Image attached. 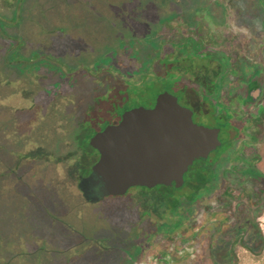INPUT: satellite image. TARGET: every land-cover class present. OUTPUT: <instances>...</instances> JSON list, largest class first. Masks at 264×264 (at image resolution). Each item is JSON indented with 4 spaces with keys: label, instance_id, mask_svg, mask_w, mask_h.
<instances>
[{
    "label": "rangeland",
    "instance_id": "1",
    "mask_svg": "<svg viewBox=\"0 0 264 264\" xmlns=\"http://www.w3.org/2000/svg\"><path fill=\"white\" fill-rule=\"evenodd\" d=\"M11 3L8 0L4 4L14 7ZM206 3L207 0H25L21 19L16 23L14 12L0 11V49H5L1 34L6 32L30 49L42 45L43 40L56 41L60 61L72 65L69 47L76 39L92 37L93 49H111L118 43L113 31L126 34L129 22L133 23L132 34L141 39L148 37L153 22L161 23L174 8L189 7L196 12ZM219 3L215 8L210 5L214 11L209 14L218 17L216 8L230 14L219 22H234L245 29L242 38L247 36L245 23L264 28V0ZM235 11L243 16L237 18ZM74 12L78 14V28L72 20ZM119 13L129 14L130 21ZM55 25L65 31L60 37L41 33L42 27L53 30ZM73 29L77 32L73 33ZM103 34L105 38H100ZM137 48L138 55L148 54L143 44ZM2 57L0 52V64H4ZM6 76L15 77L3 66L0 80ZM46 80L32 89L34 96L24 127L16 124L20 114L3 106V97L8 93L6 87H0V264H264V244L259 248L255 245L252 229L237 235L234 225L247 218L244 213L251 212L248 216L256 217L264 240V195L258 193L263 185L254 175L256 170L264 176V131L253 132V117L239 118L237 124L242 132L238 140L230 148L213 153L210 162L197 161L182 189L134 188L122 197L86 203L78 183L91 166L87 143L98 125L89 128L78 110L81 104L92 105L98 94H92L89 84L81 81L76 83L80 86L72 88L67 77L50 75ZM54 83L58 86H52ZM29 165L36 169L37 176L28 174L23 185L27 188L19 187L23 190L15 192L18 186L6 175V168L18 167L27 173L32 171ZM31 191L38 204L32 202L36 199ZM235 213L239 218L230 220L231 226L229 222L224 226L226 235L217 233L219 222H226ZM212 235L214 240L217 238L215 247H222L221 238L229 239V257L222 255V249L211 248ZM216 251H220L218 262Z\"/></svg>",
    "mask_w": 264,
    "mask_h": 264
},
{
    "label": "flooded vegetation",
    "instance_id": "2",
    "mask_svg": "<svg viewBox=\"0 0 264 264\" xmlns=\"http://www.w3.org/2000/svg\"><path fill=\"white\" fill-rule=\"evenodd\" d=\"M207 1L206 6L197 7L196 12L189 7L174 8L161 23L153 22L148 37L141 39L132 34L134 28L133 23L129 22V14L119 13L118 16L129 22L126 24L128 32L113 31L118 43L111 49H93L90 47L94 42L92 37L84 41L74 40L69 47L72 65L60 61L59 50L54 46L56 41L43 40L42 45L30 49L24 41L11 37L8 32L1 34L6 46L4 51L0 49L4 63L0 64V72L4 66L6 72L15 75L14 78L6 76L0 80V87H6L8 93L3 97L2 104L6 109L20 114L21 119L17 121V115L16 124L22 123L24 127L28 123L26 116L30 109L29 102L34 96L32 89L41 81H47L50 75H58L62 79L67 77L72 88L80 86L76 84L78 81L87 83L90 92L98 94L92 105L81 104L78 110L80 115L85 116L83 122L88 123L89 128L98 125V130L87 143L91 148L90 157L87 152H80L91 161L87 175H81L78 183L86 203L103 200H96L101 197V185L94 186L93 182L80 185L83 179L92 175V169L101 157L90 146L91 138L109 126L119 125L129 111L154 109L159 96L164 93L176 97L181 106L191 110L196 124L219 129L222 146L212 152L207 160H197L200 163L210 162L213 153L230 148L238 140L242 130L237 123L242 116L253 117L250 119V122H255L253 132L257 134L259 130L263 133L264 28L258 29L245 23L243 25L248 31L247 36L242 38L245 29L238 28L234 22H219L226 20L230 14L225 15L221 8H216L220 12L218 17L209 14L219 6V0ZM7 2L0 0V11L14 12L16 20L10 21L16 23L17 19H21L25 0H12L14 7L6 6ZM211 4L214 8H211ZM233 14L237 18L243 16L240 11ZM76 15L72 13L75 22L78 19ZM91 16L98 15L91 13ZM134 16L139 14L134 13ZM208 19L210 22H207ZM2 25L7 26L5 23ZM76 26L78 28L77 22L74 24ZM76 32L77 29H73V33ZM41 33L60 37L65 31L55 25L53 30L42 27ZM120 33L122 36L118 37ZM105 35L100 38H105ZM142 44L149 49L145 56L138 55L137 47ZM29 81L32 86H29ZM52 86L57 87L58 83ZM58 95L63 97L62 94ZM35 107V103H32V108ZM87 146L84 148L86 151Z\"/></svg>",
    "mask_w": 264,
    "mask_h": 264
},
{
    "label": "water",
    "instance_id": "3",
    "mask_svg": "<svg viewBox=\"0 0 264 264\" xmlns=\"http://www.w3.org/2000/svg\"><path fill=\"white\" fill-rule=\"evenodd\" d=\"M90 146L101 157L80 185H101L96 199L101 200L125 196L134 188L182 189L193 164L207 160L222 143L219 129L196 124L191 110L164 93L154 109L127 112L119 125L93 136Z\"/></svg>",
    "mask_w": 264,
    "mask_h": 264
},
{
    "label": "trees",
    "instance_id": "4",
    "mask_svg": "<svg viewBox=\"0 0 264 264\" xmlns=\"http://www.w3.org/2000/svg\"><path fill=\"white\" fill-rule=\"evenodd\" d=\"M32 167L33 166H31V165H29L28 166V170L29 169H31L32 171H28L27 173H23V172H21L19 169H18V167L16 168H12V167H9V168H6L7 169V171H6V175L8 176V178H10L11 180H12V182L16 185V186H18V187H15V192H17V191H19L20 189H18L19 187H22V188H27V187H23V185H25V178L27 177V175L28 174H30V176H34V178L37 176V173H36V169H32ZM254 175L256 176V174H257V176H258V179H260V182L262 183V188H261V190L258 192L259 193V195H264V176H262V175H260V173L259 172H256V170H254ZM208 182V181H207ZM211 182V181H210ZM52 185H53V183H52ZM205 186V185H204ZM206 187V186H205ZM21 190H23V189H21ZM21 190H20V192H21ZM30 195H34V197L35 198H33V199H36V195L34 194V192L33 191H31L30 192ZM254 195L256 196L257 195V192H254ZM31 197V196H30ZM32 202H36L37 204H38V199H36V201H32ZM211 208H209V210H210ZM45 212H47V211H45ZM221 212H226L227 214H229V212H231V211H226V210H223V211H221ZM50 212H48V214H49ZM249 214H251V212L249 213ZM248 214V215H249ZM55 215H58L56 212H55ZM243 215H246V217L247 218H245V219H243L241 222H238V221H236L238 218H239V215L238 214H232V216L231 217H227V221L226 222H219V224H220V226L219 227H217L216 229H215V231H217V233H220V234H223L224 236L226 235V233H224L225 232V230H226V227H224V226H227L228 225V222L230 221V220H235L236 222H235V224L234 225H236L237 226V235H241V234H244V233H246V232H248L250 229H252L253 231H254V234H255V236L253 237L254 239H253V241L255 242V245L259 248V247H261L263 244H264V240H263V234H262V232H261V230H260V227H259V225H258V223L256 222V217L255 216H253V218L251 219L250 218V216H248L246 213H244ZM57 217V216H56ZM57 220H58V222H60L59 221V219H58V217H57ZM229 224H230V226H231V222H229ZM233 225V224H232ZM230 230L228 229V232H229ZM227 234H229V233H227ZM220 239V238H219ZM221 240V244H222V247L220 248V246L218 245V246H214V242L215 241H217V238H215V240L213 239V235H212V241H210V246H211V248H214L213 250H220V249H222V255H224V256H226V257H229L230 256V254H229V246H230V241H229V239L226 237V238H221L220 239ZM32 251H33V249H32ZM212 251V250H211ZM217 251H216V253H217ZM221 251V250H220ZM219 251V252H220ZM228 251V252H227ZM219 252L217 253V255L215 256V261H219ZM32 253H34V252H32ZM20 256V255H19Z\"/></svg>",
    "mask_w": 264,
    "mask_h": 264
}]
</instances>
